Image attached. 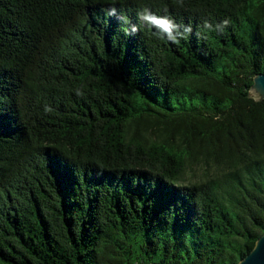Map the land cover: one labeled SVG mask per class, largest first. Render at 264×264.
Wrapping results in <instances>:
<instances>
[{"label": "trees", "instance_id": "trees-1", "mask_svg": "<svg viewBox=\"0 0 264 264\" xmlns=\"http://www.w3.org/2000/svg\"><path fill=\"white\" fill-rule=\"evenodd\" d=\"M259 72L264 0H0V264H235L264 232Z\"/></svg>", "mask_w": 264, "mask_h": 264}, {"label": "clouds", "instance_id": "clouds-1", "mask_svg": "<svg viewBox=\"0 0 264 264\" xmlns=\"http://www.w3.org/2000/svg\"><path fill=\"white\" fill-rule=\"evenodd\" d=\"M180 6L183 5V0H178ZM107 15L116 16L117 9L113 6L107 10ZM119 19L124 20L125 23H129L123 14L118 16ZM137 19L139 25H143L148 29H154L153 35L157 36L159 39H167V41L173 44H179L181 39H186L187 36L192 32L191 23L184 25L182 23H177L175 18L171 15H158L153 12L149 7H142L137 11ZM230 20L224 19L219 24L213 25L208 21H205L203 27L210 31L215 30L223 32L224 28L229 25ZM137 24H130L129 29L126 31V35H134L139 30L140 27ZM47 110V109H46Z\"/></svg>", "mask_w": 264, "mask_h": 264}, {"label": "water", "instance_id": "water-1", "mask_svg": "<svg viewBox=\"0 0 264 264\" xmlns=\"http://www.w3.org/2000/svg\"><path fill=\"white\" fill-rule=\"evenodd\" d=\"M250 95L255 100L264 99V74L256 73L250 86ZM149 264H160L152 263ZM235 264H264V232L255 240L252 249Z\"/></svg>", "mask_w": 264, "mask_h": 264}]
</instances>
